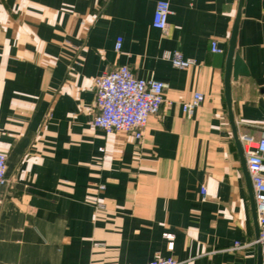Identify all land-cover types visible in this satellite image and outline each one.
I'll list each match as a JSON object with an SVG mask.
<instances>
[{
  "label": "crops",
  "instance_id": "obj_1",
  "mask_svg": "<svg viewBox=\"0 0 264 264\" xmlns=\"http://www.w3.org/2000/svg\"><path fill=\"white\" fill-rule=\"evenodd\" d=\"M158 1L0 0V264H261L225 72L237 29L248 73L232 78V108L239 135L258 134L264 0H167L166 31ZM175 50L195 64L175 67L163 57ZM122 64L167 84L141 140L90 126L94 78Z\"/></svg>",
  "mask_w": 264,
  "mask_h": 264
},
{
  "label": "built area",
  "instance_id": "obj_2",
  "mask_svg": "<svg viewBox=\"0 0 264 264\" xmlns=\"http://www.w3.org/2000/svg\"><path fill=\"white\" fill-rule=\"evenodd\" d=\"M173 13L169 1L157 2L153 26L162 31L168 27L169 16ZM122 40L116 42L115 49L120 51ZM211 51L223 53L215 39L211 41ZM163 57L181 69H187L195 64V60L186 58L180 51H165ZM96 92V107L98 113L90 121L92 128H100L107 134L118 131L129 132L134 138L141 140L148 125L150 116L159 113L165 102L166 82L156 78H141L134 74L130 66L122 64L119 67L98 75L94 78ZM205 96L197 91L190 101L182 104L183 112L191 116L194 110L204 101ZM258 134H241L240 142L246 158L247 168L251 177L254 199L258 218V237L256 242L261 251V264H264V117L261 124L256 126ZM104 150L103 147L100 148ZM7 155L0 151V195L8 184ZM103 185H100V189ZM202 198H207V189L202 187ZM97 207H104L102 202ZM169 237L171 236L168 234ZM172 246V243H171ZM246 244L236 241L234 248L241 249ZM182 262L173 256L157 254L147 264H181Z\"/></svg>",
  "mask_w": 264,
  "mask_h": 264
},
{
  "label": "water",
  "instance_id": "obj_3",
  "mask_svg": "<svg viewBox=\"0 0 264 264\" xmlns=\"http://www.w3.org/2000/svg\"><path fill=\"white\" fill-rule=\"evenodd\" d=\"M236 39H237V29H234L232 32L231 39H230V46L228 49V57H227V63H226L225 98H226V102L228 106L229 120L232 126L233 136H234L236 145L239 150V154L241 157V163H242L245 177H246L247 187H248L250 198H251L253 217L255 220V224L257 226V230H259L252 181H251V177H250V174L247 168L246 158L244 155L242 144L239 139V132H238V128L236 125L235 116H234V112L232 108V91H231L232 78L238 77L240 74L248 73L247 65L245 64L243 59L240 57V55L236 52Z\"/></svg>",
  "mask_w": 264,
  "mask_h": 264
}]
</instances>
